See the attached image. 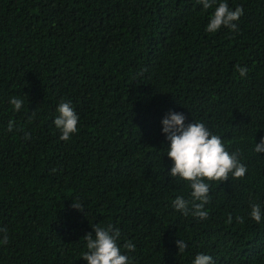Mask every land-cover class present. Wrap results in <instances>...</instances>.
I'll return each instance as SVG.
<instances>
[{"label":"trees","instance_id":"obj_1","mask_svg":"<svg viewBox=\"0 0 264 264\" xmlns=\"http://www.w3.org/2000/svg\"><path fill=\"white\" fill-rule=\"evenodd\" d=\"M220 2L244 9L238 31L208 33L215 6L198 0H0V264H88L83 237L109 224L131 264L200 253L264 264V216H250L253 203L264 210V0ZM61 102L80 118L67 141ZM170 111L204 123L248 169L210 182L206 220L172 204L191 189L169 174Z\"/></svg>","mask_w":264,"mask_h":264},{"label":"clouds","instance_id":"obj_2","mask_svg":"<svg viewBox=\"0 0 264 264\" xmlns=\"http://www.w3.org/2000/svg\"><path fill=\"white\" fill-rule=\"evenodd\" d=\"M203 5L204 10L214 8L210 17V22L206 27L208 33H215L221 27H227L233 32L238 31L236 21L244 14L242 7L232 10L226 2L217 0H198ZM241 77H246L248 69L246 66H237ZM10 103L14 110L19 112L24 104L23 99L13 97ZM57 111L59 116L54 120L55 126L61 131L60 139L67 141L78 132L79 116L75 112L70 102H61ZM187 117L184 113L170 111L162 120V132L168 141L167 156L173 161L169 174L171 177H179L189 183L191 199L177 196L173 201V207L184 215L206 220L209 216L205 205L210 203V188L212 181L225 182L229 177L242 179L248 169L241 163L238 152L226 150L220 136L213 134L204 123H186ZM14 121L8 124V131H13ZM29 133L25 134V139H30ZM257 153L264 152V140L255 144ZM207 181V182H206ZM75 209L83 210V204L74 199L72 205ZM250 216L257 223L262 221L264 210L259 204L251 205ZM232 216L229 214L226 223H232ZM238 222H243V217H236ZM2 238L0 243H8L7 229L0 228ZM121 232L119 228L109 224L105 227L97 225L94 227V234L88 233L83 237L86 241L88 251L82 254L83 259L88 264H131L129 257L121 253L119 239ZM176 244L179 253L188 247L187 243L178 239ZM123 247L128 251H135V245L131 241L124 243ZM193 264H214L213 257L200 253L196 255Z\"/></svg>","mask_w":264,"mask_h":264}]
</instances>
